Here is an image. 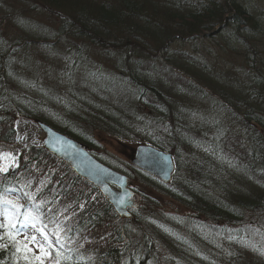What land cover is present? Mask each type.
I'll list each match as a JSON object with an SVG mask.
<instances>
[{
	"label": "trees",
	"instance_id": "1",
	"mask_svg": "<svg viewBox=\"0 0 264 264\" xmlns=\"http://www.w3.org/2000/svg\"><path fill=\"white\" fill-rule=\"evenodd\" d=\"M22 1L24 11L0 0V141L13 142L16 117H38L98 151L95 132L150 142L176 156L172 183L126 171L213 218L163 216L158 229L137 214L121 219L62 161L31 147L17 176L0 177V194L33 191L29 205L51 218V232L67 230L81 252L59 264H212L223 240L212 230L229 225L220 219L232 223L229 243L264 256V0ZM33 8L49 21L25 17ZM11 20L19 32L6 39ZM207 34L222 55H239L212 58L228 71L195 47ZM245 209H257L261 225H249ZM14 252L0 248V261L16 264Z\"/></svg>",
	"mask_w": 264,
	"mask_h": 264
},
{
	"label": "rangeland",
	"instance_id": "2",
	"mask_svg": "<svg viewBox=\"0 0 264 264\" xmlns=\"http://www.w3.org/2000/svg\"><path fill=\"white\" fill-rule=\"evenodd\" d=\"M13 3H11V8L14 10H22L24 11V7L26 6L24 4V1L22 0H12ZM27 12V13H26ZM24 13V12H23ZM24 15H26L27 18L29 17H36L37 15H40V21L46 20L49 21V18L51 16H47L45 13L44 14H37L36 10L33 8L29 11H25ZM13 20V19H12ZM11 20V22H9V24H2L5 27L2 29V32L6 34V39H10L12 36H15V34H17L19 31H16L17 26L15 25V23ZM52 22V21H51ZM14 33V34H11ZM16 32V33H15ZM216 37V34H207V36H205L204 41L197 43L196 46H198L201 50H203V52H205V57H208L211 61V66L213 67V69L217 68L219 69V73L223 72V71H228L226 67H219L217 66V63H219L222 60H227V59H240L238 58L239 55L235 54L233 52L227 53L226 55H222L220 52L222 51L220 45H218V43H212V38ZM226 47H229L227 45H225ZM188 47H190V43L188 44ZM230 51H232L230 49ZM217 56H219V58L221 59L220 61H217L212 59V58H217ZM241 57V56H240ZM224 58V59H222ZM231 63V62H230ZM253 121L252 123H255V120H251ZM21 121H19L18 123H20ZM23 124V122H21ZM258 127H260L258 125ZM18 129V126H17ZM19 132V130H18ZM25 136H26V132H24ZM97 136V133H96ZM39 138V134L37 135V138H28L27 141H20V140H16V144L15 145H11V146H3L0 145V167L6 168V169H11L13 168V166H10V163L12 161V154H14V150L16 148H19L20 145L24 144L25 146L27 144L30 143H37ZM98 138L103 141V143L106 145L108 151L116 156H118L119 158H121L122 160L127 159L126 155L129 153L130 149H132L134 147L133 143H131L130 141H126L125 139H116L115 137H108L106 135L100 134L98 135ZM7 157L6 161L5 158ZM6 162V163H5ZM132 179V178H131ZM133 181L136 182V179H132ZM135 184V183H134ZM253 184V183H252ZM135 188H137L139 190V192L144 193L143 197L145 199H152L153 203L149 204L148 201L145 200H141V204L139 206V209L137 210V216H141L142 218H144L147 222L148 225L150 224L151 226L157 227L160 223V220H158V218L160 217L161 213H170L172 211L177 212L179 214L181 213H186V210L189 209V211H192V208H186L183 206H179L177 205V201L172 197V196H164V195H159L158 193H156L157 190H149L147 189L146 186L143 187L142 184H135ZM150 188V187H148ZM160 192V191H159ZM171 203H174L172 206H170ZM112 208V207H111ZM112 211L117 215V212H115L112 208ZM30 212H32L30 210ZM258 210H253V209H245V217L247 219V221L250 220L249 223H252L253 225H258L260 223H262V217H260L258 214ZM192 213V212H191ZM193 216H197L200 218H205V220H207V223H209L211 221V219H213L212 217H206V215L204 213H199V214H195L194 211L191 214ZM32 216V215H31ZM36 219L33 221V223H35L36 227L35 229L31 227V225H29L28 227H26L25 232L28 233V237H31L33 235H35L37 237V241L45 244L47 246V242L44 240L43 235L39 232V229L41 227L44 228L45 232L48 233V236L51 238V243L53 246H57V251H61L62 253L65 252V250L67 251H71V253H79L81 252V249H79L78 247H80L79 245L75 244V246L73 245V242H70L68 239V236L65 234V231L67 230H63L60 234V241L63 245V247L61 248L59 245H57V235L50 234L51 233V226L48 225L52 224V222L50 221L51 218L47 217H43L41 216L40 218L37 217V215L34 214V216ZM211 218V219H210ZM24 219V218H23ZM22 219V220H23ZM127 221H129V219H127ZM43 224H42V223ZM225 223L232 225L231 221H227L225 219H220V225H225ZM130 226H134L131 223L129 224ZM150 225L148 227H150ZM147 227V226H146ZM147 227V228H148ZM68 229V226L66 227ZM158 229V227H157ZM28 230V231H27ZM30 231V232H29ZM50 232V233H49ZM26 235H21V239H23V237ZM212 239H217V238H212ZM174 242L181 244L180 246H184L186 247L188 242H180L177 240H174ZM217 242V241H216ZM156 244L158 246V248L161 250H163V246L161 242H157ZM74 248V249H73ZM147 248V246L144 244L143 250H145ZM218 253H217V263L215 264H223V263H229L232 264V262H234V264H238L235 263L238 261H240V264H264V256L261 254V251H253L249 248H245L243 246H240L238 244H234L233 242L229 241H224L221 240V244L220 246H218L217 248ZM49 251H51L49 249ZM55 250L51 251V257L47 260H45V264H59L60 263V257L57 256V253ZM147 251V250H146ZM235 253V254H234ZM231 258L234 260H231ZM164 262V260L162 259L160 261ZM24 264V261L22 262ZM182 264H186L185 262H183Z\"/></svg>",
	"mask_w": 264,
	"mask_h": 264
},
{
	"label": "water",
	"instance_id": "3",
	"mask_svg": "<svg viewBox=\"0 0 264 264\" xmlns=\"http://www.w3.org/2000/svg\"><path fill=\"white\" fill-rule=\"evenodd\" d=\"M36 122L45 133L42 142L46 150L53 153L57 158L64 160L70 168L75 170L78 176L96 186L119 216H131L133 218L126 211L127 206L131 205V202L127 200L131 190L127 188L124 175L102 165L72 138L69 139L58 134L53 128L43 124L40 120ZM131 163L145 171L147 170L155 175L158 174L167 181L174 167L168 153L165 154L161 150L146 144L136 147ZM110 184L117 186L119 190L113 189Z\"/></svg>",
	"mask_w": 264,
	"mask_h": 264
},
{
	"label": "snow or ice",
	"instance_id": "4",
	"mask_svg": "<svg viewBox=\"0 0 264 264\" xmlns=\"http://www.w3.org/2000/svg\"><path fill=\"white\" fill-rule=\"evenodd\" d=\"M0 171H7V169L0 167ZM0 204L17 207L11 200H0ZM35 219L31 214L25 215L22 221H17L14 217L8 216L5 218L4 223H0V248L5 250L14 248L13 256L16 264H20L21 260L24 261V264H45V260L51 257L49 249H53L54 246L48 240V234L43 227L39 229V232L43 235L44 240L47 241V246L38 242L35 235L31 237L24 236L21 239L20 227L31 225L35 229L36 225L33 223ZM57 245L61 248L63 247L59 235H57ZM57 256H59V252H57ZM0 264H4V262L0 261Z\"/></svg>",
	"mask_w": 264,
	"mask_h": 264
},
{
	"label": "bare ground",
	"instance_id": "5",
	"mask_svg": "<svg viewBox=\"0 0 264 264\" xmlns=\"http://www.w3.org/2000/svg\"><path fill=\"white\" fill-rule=\"evenodd\" d=\"M28 126H29V125H28ZM31 129L33 130L34 135L38 133V130H36L35 127L32 126ZM32 130H28V131L26 132V136H25V138H24V136H22V135L20 134V138L22 139V140L20 139V141H27V139H28V138H31V137L34 138V135H33V133H32ZM259 130H260V134H261V136H262V140L264 141V134H263V132H264V127H263V128L260 127ZM246 169H247V168H246ZM246 172H247L248 174H250V173L252 172V170H248V169H247ZM257 173L260 175L259 172H257Z\"/></svg>",
	"mask_w": 264,
	"mask_h": 264
}]
</instances>
